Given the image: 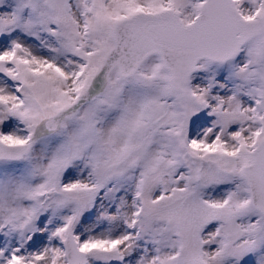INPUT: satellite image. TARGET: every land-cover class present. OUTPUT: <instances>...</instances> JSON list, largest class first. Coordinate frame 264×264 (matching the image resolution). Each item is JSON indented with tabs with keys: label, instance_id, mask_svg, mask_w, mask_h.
<instances>
[{
	"label": "snow or ice",
	"instance_id": "1",
	"mask_svg": "<svg viewBox=\"0 0 264 264\" xmlns=\"http://www.w3.org/2000/svg\"><path fill=\"white\" fill-rule=\"evenodd\" d=\"M0 264H264V0H0Z\"/></svg>",
	"mask_w": 264,
	"mask_h": 264
}]
</instances>
